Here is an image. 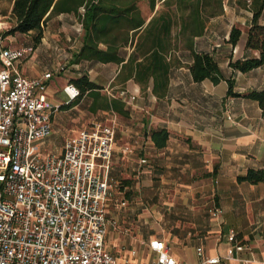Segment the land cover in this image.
Returning <instances> with one entry per match:
<instances>
[{"label": "crops", "instance_id": "0c3cea01", "mask_svg": "<svg viewBox=\"0 0 264 264\" xmlns=\"http://www.w3.org/2000/svg\"><path fill=\"white\" fill-rule=\"evenodd\" d=\"M151 1L150 14L143 16L135 0L144 20L135 34L129 30L127 39L122 35L111 48L96 43L101 51L114 48L119 62L78 58L84 31L71 12L45 22L39 42L14 63L27 78L49 73L37 91L56 110L51 132L39 147L59 153L62 141L77 130L113 125L104 246L117 264H149L155 257L148 247L152 239L163 241L183 264L211 257L218 258L214 264H264V108L245 96L264 89V66L246 72L228 67V62L257 56L245 47L251 11L235 0H222V11L204 22L200 35L190 39L171 24L158 47L144 28L166 7L157 12ZM10 6L7 2V14ZM257 22L264 25V9ZM233 26L240 35L231 45L227 38ZM70 27L71 50L57 53L49 36ZM24 36L22 44L7 46H28L30 37ZM190 49L213 57L224 77L233 80L234 95L227 94L225 80H192ZM153 50L156 60L148 57ZM82 75L98 88L68 101L62 86ZM160 129L167 134L156 146L150 133ZM248 170L261 171L262 179H240ZM214 209L219 215H211Z\"/></svg>", "mask_w": 264, "mask_h": 264}, {"label": "built area", "instance_id": "2783aa9c", "mask_svg": "<svg viewBox=\"0 0 264 264\" xmlns=\"http://www.w3.org/2000/svg\"><path fill=\"white\" fill-rule=\"evenodd\" d=\"M6 27L0 19V264H117L104 246L114 127L92 124L66 137L59 153L42 152L56 106L37 89L49 73L27 78L17 71L14 63L31 47L3 45ZM61 90L68 101L79 95L70 83ZM148 247L155 252L149 264H183L161 240Z\"/></svg>", "mask_w": 264, "mask_h": 264}, {"label": "trees", "instance_id": "16d2710c", "mask_svg": "<svg viewBox=\"0 0 264 264\" xmlns=\"http://www.w3.org/2000/svg\"><path fill=\"white\" fill-rule=\"evenodd\" d=\"M10 2L8 17L10 24L2 31L6 35H29L30 44L36 45L42 33V27L51 17L59 13H72L84 31L83 45L77 54L78 58L92 59L100 62H119L115 49L101 51L96 47L97 42H104L112 47L122 37L127 39L129 30L135 34L143 19L139 17L135 6V0H5ZM247 0H235L238 5L245 6ZM222 0H162L166 10L157 16L151 17L145 26L146 34L152 35L159 45V37L164 36L171 24L178 26V34L183 33L191 39L202 33L204 22L214 15L219 14ZM173 7L170 9L169 7ZM153 7V0L150 3ZM248 9L251 11V24L246 30L245 47L257 51V56H249L228 62L232 70L246 72L258 66H264V25L257 22L260 12L264 9V0H248ZM240 35L238 27H231L227 41L234 45ZM27 45V44H25ZM191 48V46H190ZM192 62L189 66L193 81L209 79L212 83L225 80L227 94L232 92L233 80L224 77L213 57L207 53H196L190 49ZM150 59L156 60L157 52L152 51ZM136 66V65H135ZM155 67V66H154ZM133 79L136 80V71ZM78 88L80 96L85 90L98 88L96 84L82 75L71 81ZM70 83V84H71ZM249 99L255 100L261 108H264V89L249 91L245 94ZM114 101L112 100L111 103ZM164 129L152 130L150 138L156 146L163 144L166 138ZM261 171L248 170L240 177L250 183L262 179Z\"/></svg>", "mask_w": 264, "mask_h": 264}, {"label": "rangeland", "instance_id": "374dc122", "mask_svg": "<svg viewBox=\"0 0 264 264\" xmlns=\"http://www.w3.org/2000/svg\"><path fill=\"white\" fill-rule=\"evenodd\" d=\"M148 2L149 0H137V6L141 9L142 11V15L146 16L149 15V8H148ZM155 2V8L157 12L163 10V4L160 0H154ZM246 5L242 6V5H238L240 7H245L247 8V4H248V0L246 1ZM0 19L3 22L7 23V27L10 24V21L8 19V14H7V2L5 0H0ZM76 27V26H75ZM68 30H73L71 27L69 29L66 30V28L64 29H59V31L55 30L54 35L49 36L50 39H53L56 44V51L57 53H66L67 50L70 51L71 50V39L67 40L66 36L69 37V31ZM26 36L24 35H6L3 39V45H20L22 44L25 40H26ZM116 190V188H114ZM124 203V202H123Z\"/></svg>", "mask_w": 264, "mask_h": 264}]
</instances>
